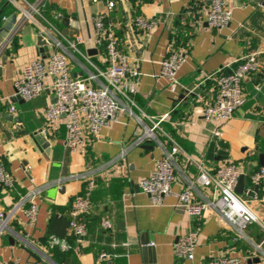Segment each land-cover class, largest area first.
I'll return each mask as SVG.
<instances>
[{
    "label": "crops",
    "instance_id": "obj_1",
    "mask_svg": "<svg viewBox=\"0 0 264 264\" xmlns=\"http://www.w3.org/2000/svg\"><path fill=\"white\" fill-rule=\"evenodd\" d=\"M36 1L0 0V28L12 14L17 16V26L22 10ZM263 1L227 0L231 22L214 29L206 16L211 0H115L109 19L115 25L119 47L140 68L136 106L132 107L133 114L121 111L98 139L88 137L74 151L66 146L63 121L43 136L50 142L49 152L37 140L42 136L44 111L53 93L47 91L32 101L13 99V83L29 62L53 51L70 53L73 77L85 76L87 70L95 72V67L106 69V52L96 46L93 20L107 9L108 1L47 0L42 17L25 21L16 35L11 31L4 40L5 64L0 57V168L10 176L12 185L6 187L0 181V211L10 213L30 190L42 192L34 200L38 206L34 225L25 214L29 203L14 212L10 230L0 236V264H206L226 255L238 256L245 264H264V234L260 236L255 227L247 229L244 238L238 237L212 210L199 218L189 217L175 195L194 184L196 200L213 197L212 189L198 184L199 168L190 157L209 168L233 162L244 176L243 191L238 195L264 222L261 187L253 179L264 166ZM138 18L155 20L153 34L148 35ZM40 36L45 46L39 45ZM42 47L47 50L41 52ZM95 49L97 52L90 54ZM170 52L185 55L176 82L162 74V62ZM253 52L258 53L261 67L243 82L246 103L217 136L214 130L218 127L206 123L203 116L205 107L216 97L217 86L214 79L205 77L223 69L231 72L239 58ZM11 106L16 108L14 113ZM143 113L166 118L161 128L154 130L155 137L131 148L119 160L137 130L143 132V125L153 128L148 117L143 125L138 123L136 115ZM174 143L181 147L174 156V194L154 206L140 182L151 176L158 160ZM80 174L95 180L91 208L79 218L86 235L78 243L70 228L64 240L71 248L57 252L49 233L64 232L63 208L84 195L87 181L75 178ZM106 220L111 229L104 228ZM191 229L199 231L193 260L177 256L174 248L178 238ZM232 236L240 238L247 249L239 247ZM145 246L153 250L145 253ZM103 253L107 257L101 259Z\"/></svg>",
    "mask_w": 264,
    "mask_h": 264
},
{
    "label": "built area",
    "instance_id": "obj_2",
    "mask_svg": "<svg viewBox=\"0 0 264 264\" xmlns=\"http://www.w3.org/2000/svg\"><path fill=\"white\" fill-rule=\"evenodd\" d=\"M107 1V9L93 20L96 46L98 48L105 46V62L108 65L106 69L95 67V72L87 70L85 76L73 77L70 68V53L53 51L43 58L39 57L29 62L24 67L23 75L16 78L13 83L14 93L11 96L13 99L32 101L47 91L53 93L44 111L45 125L41 129V134L47 137L51 127L57 122L63 121L66 129L65 143L71 151L76 150L88 137L98 139L102 129L116 122L121 111L128 110L133 114L132 107L136 106L134 96L138 92L140 84V68L119 47L115 25L109 19L116 2L115 0ZM46 2L47 0H37L34 3H28L29 8L22 10L20 22L14 26L12 35L17 34L25 21L34 20L36 15L42 17L41 9ZM206 16L211 28L220 29L231 22L232 9L227 0H211V6ZM137 22L147 31L148 35L153 34L155 20L138 18ZM4 44L3 42L0 45V57L5 49ZM58 45L60 44L58 43ZM184 61L185 55L181 52H170L162 62V74L171 82H176V74ZM260 67L258 53L253 52L239 58L236 67L230 73H223V69L205 77L206 80L214 79L217 86L214 101L208 104L203 112L204 121L218 127L214 130L215 135H222V126L229 122L235 112L246 103L243 82L247 76L257 72ZM15 110L16 108L11 106L10 112L14 113ZM146 117L152 121L153 128L143 125ZM136 118L145 130L135 132L118 157L119 160H123L131 148L141 145L146 139L155 137L154 130L161 128L160 125L166 116L156 118L143 113L141 116L136 115ZM180 152L181 147L174 143L171 151L166 152L164 157L158 160L151 176L141 180L140 187L150 197L152 205H162L168 196L174 194L172 189L176 180L174 156ZM189 159L199 168L198 184L204 188L212 189L213 193L211 199L198 201L194 195V184L175 193L179 200V206L189 217L199 218L212 210L220 216L224 225L232 228L241 238L246 236L247 227L251 224L257 223L264 228V222L248 202L235 192L239 180L243 176V172L237 164L226 162L219 167L209 168L196 158L190 157ZM75 178L87 181L84 195L75 198L71 210L70 228L77 242L81 243L86 235V227L79 218L89 212L91 208L90 197L95 188V180L87 174H80ZM253 179L261 187L259 201L264 206V166L255 172ZM0 181L6 187L12 185L10 176L1 168ZM41 192V189L30 190L10 213L0 211V236L10 230L9 223L14 212L26 203H29V207L25 209L29 223L31 225L36 223L38 206L34 200ZM103 225L105 229L112 227L108 220L104 221ZM198 241L199 231L191 229L176 241L174 245L176 255L193 260ZM50 242L62 251L71 248V245L64 239L51 237ZM106 257L105 253L100 256L101 259ZM245 263V260L238 256L226 255L212 258L206 264ZM10 264H19V262Z\"/></svg>",
    "mask_w": 264,
    "mask_h": 264
},
{
    "label": "water",
    "instance_id": "obj_3",
    "mask_svg": "<svg viewBox=\"0 0 264 264\" xmlns=\"http://www.w3.org/2000/svg\"><path fill=\"white\" fill-rule=\"evenodd\" d=\"M255 1L259 2L260 0H255ZM263 4H264V1H263ZM16 20H17V16H16V14H12V15H11V16H10V17H9L4 23H3L2 27L0 28V45H1V43L4 42V40L9 36L10 32L13 30L14 25H15V23H16ZM39 45H40V46H42V45L45 46V45H46V41L43 40V37H42V36L39 37ZM45 50H47L46 47H42V48H41V52H44ZM96 52H97L96 49H95V50H91V51H90V54H93V53H96ZM6 61H7V56H6V55H3V56H2V60H1L2 64H5ZM1 72H2V65H0V74H1ZM10 118L13 119L14 116H10ZM17 120L19 121L18 118H17ZM37 140H38V142H39V144H40V146H41L42 148L46 149L47 152L50 151V142H48V141L46 140V138H44L43 136H39V137H37ZM243 182H244V176H242V177L240 178L239 183H238V185H237V187H236V189H235V192H236L237 194L242 193V191H243ZM145 244H146V243H145ZM143 250H144V252L146 253V252H150V251H152L153 248L150 247V246H147V247L145 246Z\"/></svg>",
    "mask_w": 264,
    "mask_h": 264
},
{
    "label": "trees",
    "instance_id": "obj_4",
    "mask_svg": "<svg viewBox=\"0 0 264 264\" xmlns=\"http://www.w3.org/2000/svg\"><path fill=\"white\" fill-rule=\"evenodd\" d=\"M105 51V46H102V48H101V51L100 52H104ZM223 73H230V71L229 72H224L223 71ZM72 204H73V202L71 203V205L70 206H68V207H64L63 208V210H64V215H66L65 216V218H62L61 220V227H62V229H63V233H61V234H59V235H57V233H55V232H50L49 233V240H50V238L51 237H56V238H59V239H65L66 238V233L68 232V230L70 229V222H71V210H72ZM250 227H255V229L257 230L256 232L258 233L259 232V235L260 236H262L263 234H264V230L262 229V228H258L257 226H256V224L254 223V224H251V225H249L248 227H247V229H249ZM247 231V230H246ZM258 235V236H259ZM232 237H235V236H232ZM234 239H236V240H238L237 241V245L239 246V247H241L242 249H247V246L246 245H244V243H243V241L240 239V238H237V237H235ZM53 248V250H55V251H60V252H65V251H61L60 250V248L58 247V246H53L52 247Z\"/></svg>",
    "mask_w": 264,
    "mask_h": 264
},
{
    "label": "rangeland",
    "instance_id": "obj_5",
    "mask_svg": "<svg viewBox=\"0 0 264 264\" xmlns=\"http://www.w3.org/2000/svg\"><path fill=\"white\" fill-rule=\"evenodd\" d=\"M263 230H264V228H263ZM246 235H247V233H246Z\"/></svg>",
    "mask_w": 264,
    "mask_h": 264
}]
</instances>
